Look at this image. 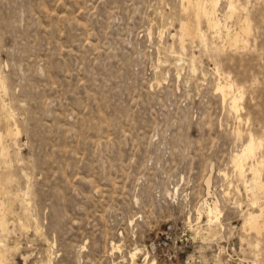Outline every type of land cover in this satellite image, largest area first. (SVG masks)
Returning a JSON list of instances; mask_svg holds the SVG:
<instances>
[{"label": "rangeland", "instance_id": "374dc122", "mask_svg": "<svg viewBox=\"0 0 264 264\" xmlns=\"http://www.w3.org/2000/svg\"><path fill=\"white\" fill-rule=\"evenodd\" d=\"M182 2L0 0L3 264H264V0H219L218 33Z\"/></svg>", "mask_w": 264, "mask_h": 264}, {"label": "bare ground", "instance_id": "6f19581e", "mask_svg": "<svg viewBox=\"0 0 264 264\" xmlns=\"http://www.w3.org/2000/svg\"><path fill=\"white\" fill-rule=\"evenodd\" d=\"M218 2H219V0H183L182 6H183V10L185 12H188V11L191 12V14L198 21L200 19L204 18L206 20V23L208 24L209 29L214 30V32L218 33L219 29H220V23L216 19V8L218 5ZM229 10L231 12H234L236 10V7L234 6V3L232 1H230V3H229ZM249 30H250V24L246 20L245 23L241 26V32L248 34ZM231 33L232 32L229 31V35H228V41H229V44L231 46H238L239 43L245 42L241 38L240 33H235L233 35H230ZM187 37H197L199 40H201V43H203V44H205L207 42V36H206L205 32H203V30L200 28V26H198L197 29H194V27H191L190 24L185 23L182 25L181 37H180L181 44L184 48H185L184 43L186 41L185 38H187ZM0 84H1V82H0ZM218 91H220L223 94L222 97H224V100L226 97L230 98L232 110L238 109L239 98L241 99L242 95H243L242 90L241 91L239 89L236 90L235 86L232 83H228V84L226 83L225 85H219ZM10 129H11V127H10ZM15 133H16L15 129L7 131V135L14 136ZM253 137H250L249 141L244 146V149L242 150V152L235 155V157L233 159L234 165L239 170L240 176L244 175L243 174L244 165L249 160L256 159L257 149H258L260 144ZM3 139H4V136L2 134H0L1 157L6 154L5 148L2 145ZM262 164L260 162H258L257 166L254 164H251V166H250V170L253 173V177H252V180L250 181L248 188H249V191L252 193V196H253L252 203H257L260 198H262V199L264 198V184L261 182L260 177H259L261 171L264 169ZM260 208H261L260 213H254V212L249 213L248 212L249 214H248V217L245 219V224H244V227H247L250 230H254L257 234L260 232V229L262 228V226H264V220H262V212H263V208H264V202L260 205ZM217 210L218 209L215 206L213 208H209L210 219H212L213 214H215L217 212ZM4 219H5V217H4ZM5 220H4V222H6ZM5 225H6V223H5ZM0 264H3V260H2L1 256H0Z\"/></svg>", "mask_w": 264, "mask_h": 264}]
</instances>
